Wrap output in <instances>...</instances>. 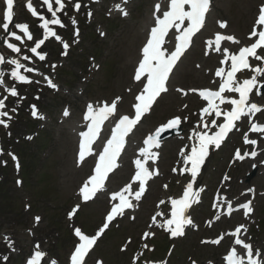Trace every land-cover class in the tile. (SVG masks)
I'll list each match as a JSON object with an SVG mask.
<instances>
[{"label":"rangeland","instance_id":"obj_1","mask_svg":"<svg viewBox=\"0 0 264 264\" xmlns=\"http://www.w3.org/2000/svg\"><path fill=\"white\" fill-rule=\"evenodd\" d=\"M154 1L134 0L129 19H122L118 13L112 14L110 18L105 12V7L110 5L100 7L102 3L95 5L89 2L94 9L95 20L89 25L87 18L81 16V12L75 13L82 20L80 24L82 41L74 44L66 59L53 52V42L48 44L55 53L49 56L48 71L50 77L59 84V91L44 87L19 86V95L12 99V113L16 115L15 120L10 123L11 126L7 131L3 132L4 129L0 128L3 141L1 147L3 151L0 154V264H24L37 244L47 250L48 258L45 264H49L50 259H56L58 264H64L69 251L77 242L74 229L80 228L87 234H94L102 223L103 213L106 210L104 196L93 203L82 205L75 219L72 221L68 219L69 210L79 202V187L89 174L88 170L83 171L81 175L78 174L82 166H78L75 161L76 136L73 134L72 126L80 122V114L84 103L88 100L110 102L120 96L122 100L119 103L124 111L129 109L133 97L128 93L131 74L138 57L139 45L145 36L144 16L151 12ZM261 1L232 0L229 3V0H216L211 21L226 19L229 22L228 31L238 36L242 34L244 37L250 30L257 6ZM53 7H56L54 0ZM82 11L87 13L84 7ZM239 11H245L248 17L245 16L240 20ZM43 12L45 13L46 9ZM47 17L51 18V14ZM232 22L237 23L239 30L232 29ZM99 31H104L106 36L103 38ZM197 44L195 47L198 50ZM57 50L60 52L61 48ZM193 52L186 57L173 76L170 93L165 95L155 107L153 114L160 117L156 122H162L173 114L180 113L185 116L186 112L183 111L182 106L186 99H182L175 92L174 87L189 89L209 84L208 76L207 81L203 83L193 80L198 74L206 76L207 69L202 61L200 63L202 68H196L197 62L204 58L201 51H197L196 55L192 54ZM35 93L41 95L39 101H35ZM172 95L179 100L176 107L167 110L165 105ZM33 105H37L40 111L46 114V121H38L31 117L29 111ZM67 106L72 110V116L68 121L60 122L61 111ZM231 144L232 140L210 159L202 177L203 183L209 184L212 188L216 187L220 175L227 169L234 146ZM177 148L178 145L173 150H169V145H166L162 161L165 177L152 187L136 222L124 220L119 222V227L113 226L99 242L87 264H95V259L99 257L106 264H129L131 253L138 247L139 235L144 228L138 225L143 219V211L148 202L151 200L153 203L168 193L175 195L179 193L175 191L181 179L168 174V169L176 158ZM12 155L18 159L20 171L17 170L16 160L12 161ZM168 163H171L170 166ZM251 172L250 162L236 165L231 169L229 175L232 176V182L229 184L228 192L232 196L242 195V190L245 189L257 188L260 191L263 188V178L259 168L256 169L251 180L245 182L246 174ZM18 178L23 181L21 185L17 183ZM125 179H120L116 184L111 182L110 185L118 187ZM162 181L172 183L167 193L161 189ZM155 186H160L156 194L153 191ZM245 198L247 196L241 199ZM257 199V212L250 226V230L253 227L254 234L250 237L252 236L253 241H251L255 246L264 249V197L258 195ZM201 208L194 213L200 221L211 215L208 210ZM152 210L150 209L149 212ZM37 217L40 218V222H36ZM246 222L240 217L238 221L229 222L226 228L238 223L244 225ZM217 233V231L194 233L189 237V243L188 240L179 243V246L187 245L183 254L179 253L183 257L181 262L178 263L175 256L171 261L174 264H189L188 257H194L201 264H205L207 260L220 264L218 250L211 246H201L198 240L201 236H213ZM162 236L163 233L158 232L151 242L158 246ZM128 238L133 239V244L128 252L123 253L120 248L127 243ZM163 256L164 254L144 253L138 262L144 264L145 261L149 262L150 259ZM4 257H7V260Z\"/></svg>","mask_w":264,"mask_h":264},{"label":"snow or ice","instance_id":"obj_2","mask_svg":"<svg viewBox=\"0 0 264 264\" xmlns=\"http://www.w3.org/2000/svg\"><path fill=\"white\" fill-rule=\"evenodd\" d=\"M69 2H72V0H69ZM94 2H98V0H94ZM124 2L127 3V0H124ZM24 3L26 9L31 12L32 16L39 18L41 21L36 27L43 29L42 38L34 42V46L31 47L30 52L35 54L40 61H45L47 52L41 51L42 46L45 45V42L49 38L54 37L62 43L63 49L65 50L62 55H67L69 44L62 39L61 35L53 27H65L58 16V13L62 12L66 7L63 0H54L55 8L53 7V0H40L41 7H45L46 11L51 13V18L38 13L32 4V0H24ZM4 5L3 17L5 22L0 25L4 32L9 33V36L17 42L25 39L27 41H33V33L27 22H18L13 25L22 34H18L17 31L9 32L15 15L14 0H4ZM73 7L76 11L80 10L81 3L79 0L73 3ZM116 8L123 15L127 16V11L122 9L120 5H116ZM209 11L210 0H167V8L162 12L160 3L155 5L154 26L150 28L146 42L142 46L141 59L138 61V66L135 69L133 77L134 81L142 84V90L135 97L136 103L133 105L134 116L129 117L128 115H123L115 123L110 138L106 141V145L98 155V160L94 167V174L79 189L83 202L95 198L98 192L106 190L105 181L109 174L119 167L117 161L122 150L125 148L126 138L129 137L135 126L141 121L143 115L151 110L157 98L162 93L168 91L167 84L170 76L173 74V70L190 49L193 37L205 26L206 14ZM87 15L90 18L92 15L91 11H88ZM70 20L73 25H76L77 21L75 17H71ZM219 26L226 28L227 25L226 22H220ZM257 28H260V30L257 31ZM74 35L79 36L78 27L75 29ZM166 37L169 39L166 40ZM248 39L253 42L242 45V42L233 35L216 33L214 39L206 41L207 48L216 53H220L223 58L220 61L221 66L215 69L213 73L214 77L217 78L212 80V83L216 84L214 89L205 87L202 89L188 90L198 94L201 100L205 102L204 106L199 110V119L191 129L189 136L190 146H187L181 152L184 160L180 173L182 175L185 172L189 173L191 179L186 184L182 195L177 198H170V214L157 211L151 217V223L148 226L149 229L157 224V217H163L162 222L158 224L159 228L168 232L172 238L184 235L185 226L193 224V221L186 213L193 203H199L200 191L194 189V182L205 158L209 154V148L210 146L219 148L228 134L237 128V122L242 121V118H247L250 124L249 131L261 134L264 137V124L253 122V117L257 113L264 111V106L250 102V97L254 89L256 90L257 96L264 94L261 92L264 89V79H261L264 78V56L258 54L259 51L264 50V5L259 10L258 19ZM225 41L241 46L236 50H230L226 46L222 47V42ZM5 43L6 48L11 50V52H21V47L17 43L10 42V39L6 38ZM166 45H172V47L169 48ZM205 54L207 55L208 52ZM250 58L258 62L256 66L250 63ZM24 59L27 60L29 57L25 56ZM6 63L15 66V69L11 72L13 79L21 83H32L27 75L21 74V69H26L27 72H33V68H26V65L16 58L6 60L5 55L0 54V65ZM245 72L250 73L248 78H243ZM4 75L5 73L0 70V84L4 83ZM47 83L53 88L57 87L51 79H47ZM9 91L13 97L19 95L18 90L14 87L9 89ZM177 91L183 95L188 94L183 89H177ZM6 99L7 97L0 99V110L5 108ZM120 99V97H117L111 104L104 102L95 107L91 104L88 105L85 119L89 123L87 125V131L80 133L79 162H83L86 155L93 154L92 145L96 142L104 122L109 120L110 117L115 118L117 102ZM184 107L186 108L187 105ZM32 108V115L37 116L35 105ZM68 114L65 111L64 115ZM0 117H8L11 119L6 111H0ZM187 119L188 117H184L182 121L179 115L174 116L159 125L152 134L147 136L143 142L145 146L139 150L141 158H137L134 161L136 169L134 177L121 190L111 194L110 198L114 203L111 204L105 221L98 228L96 234L89 236L84 234L80 228L74 229L75 236L79 238L80 242L70 257L71 264H84L85 256L96 244L98 238L109 229L110 224L118 217H122L126 210L133 209L137 206L133 201H141L143 194L146 192V184L152 176V172L146 167V164L149 160L155 161L158 159V153L154 152L153 149L159 147L160 138L163 133L170 129L178 130L181 124L186 122ZM218 121L221 122L218 123ZM0 125L8 126L5 119H0ZM243 139L245 144L257 145L258 143L256 139H249L248 132L244 133ZM2 151L0 149V154H2ZM249 155L255 157L257 156V152H245L243 155L239 149L235 152V157L240 160H243ZM13 160H16V166L19 168L18 159L14 155ZM3 163L6 164L7 162L3 161ZM173 171L175 172L177 169L174 168ZM156 174L159 175L158 170ZM134 184L137 185L135 190L133 189ZM164 187L166 189L167 185H164ZM164 203V200L159 202V204ZM250 205L251 201H248L247 203L239 205V207L245 209V215H247L252 211ZM214 206L221 207L218 199ZM227 208L228 215H231L234 209L230 202L227 204ZM78 209L79 205L69 213V216L75 215ZM39 219V217L36 218L37 221ZM132 219L134 220L135 217H132ZM216 219L219 220L220 217L217 216ZM209 223L211 224V222ZM242 227V225L237 226L230 235L235 237V245L242 246L246 250V253L238 255L237 249L233 247L226 257L227 264H264L260 260L259 255L254 257L251 245L239 237ZM154 235L155 233L152 231H145L142 239L147 240ZM223 238L221 236L219 239L211 241V243L219 244ZM126 247L127 245H125ZM144 248H148L147 243L144 244ZM46 255L45 252L40 250L39 245H36L34 254L27 260V264H41L42 258ZM139 258V255L134 257V264H136ZM4 259L7 260V257H4ZM50 264H57V262L51 260ZM97 264H102V262L98 261ZM144 264H150V262L145 261ZM159 264H166V262L161 261ZM193 264H195L194 261Z\"/></svg>","mask_w":264,"mask_h":264},{"label":"bare ground","instance_id":"obj_3","mask_svg":"<svg viewBox=\"0 0 264 264\" xmlns=\"http://www.w3.org/2000/svg\"><path fill=\"white\" fill-rule=\"evenodd\" d=\"M157 1H159V0H157ZM161 1H163V0H161ZM251 2H252V0H250ZM232 2V0H229V3H231ZM220 9H221V7H220ZM155 10V9H154ZM154 10L152 11V12H150L149 14L147 13V14H145V20L147 21L146 22V26L147 27H149V25L151 24L150 23V18L152 17V15H154ZM254 10V6H253V4H252V11ZM248 17V15H246L245 14V11H239V18L240 19H242L243 17ZM232 24V29H234V30H236V29H238L239 30V26L237 25V23H235V22H232L231 23ZM145 26V27H146ZM237 27V28H236ZM239 40L240 39H242L243 37H242V34H239ZM181 61H183V60H181ZM179 64H181V62L179 63ZM179 66V65H178ZM177 66V67H178ZM177 67H176V69H177ZM206 79V77L204 76V75H202V74H198V76H194L193 77V80L194 81H204ZM178 98L175 96V95H172V97L170 98V100H168V102H166V105H165V108L167 109V110H169V109H172V108H174V107H176V105H177V102H178ZM173 102V103H172ZM156 118H158V117H156ZM153 121H146L143 125H142V128H147L148 126H150V124L152 123ZM76 129V131H75V134L78 132V130H80V128H79V126L78 127H76L75 128ZM78 134V133H77ZM86 169V168H85ZM84 168L83 169H81V171L80 172H78V174H82L83 173V171L85 170ZM125 171H126V168L124 167L121 171H119L118 173H116V175H114V177H112V182L114 183V182H116L118 179H120V178H122V177H124V175H125ZM79 175V176H80Z\"/></svg>","mask_w":264,"mask_h":264}]
</instances>
